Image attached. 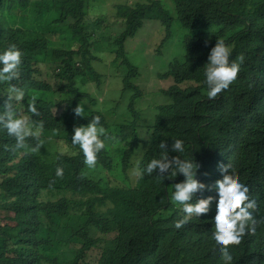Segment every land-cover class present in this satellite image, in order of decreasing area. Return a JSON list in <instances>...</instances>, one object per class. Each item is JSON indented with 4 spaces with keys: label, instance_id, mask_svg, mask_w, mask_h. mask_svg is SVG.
<instances>
[{
    "label": "trees",
    "instance_id": "1",
    "mask_svg": "<svg viewBox=\"0 0 264 264\" xmlns=\"http://www.w3.org/2000/svg\"><path fill=\"white\" fill-rule=\"evenodd\" d=\"M92 6L90 0H0V51L15 45L22 52L20 77L10 83L25 92L22 114L44 121L35 152L30 149L37 139L16 148L15 139L0 130V264H224L212 240L221 166L256 203L249 210L255 231L246 230L238 245L229 246L231 264H264V0L123 2L112 21L93 15ZM148 22L163 28L159 55L168 41L172 51L183 48L165 59L171 70L159 76L171 84L160 91L164 102L152 119L138 106L146 94L133 83L140 68L130 58ZM216 38L232 45L230 62L240 71L209 99L203 67ZM99 43L110 46L108 53ZM106 72L122 92L132 93L124 98L128 110L119 125L87 88L88 82L99 87ZM8 86L0 82V111ZM30 99L39 115L27 112ZM79 103L85 117L73 112ZM93 115L116 139L89 169L71 136ZM172 139L185 142V153L171 151ZM161 140L169 145V158L191 157L199 165L196 178L206 188L192 202L213 197L208 213L180 229L174 221L184 213L168 197L184 176L165 174L162 181L158 173H142L159 155Z\"/></svg>",
    "mask_w": 264,
    "mask_h": 264
},
{
    "label": "clouds",
    "instance_id": "2",
    "mask_svg": "<svg viewBox=\"0 0 264 264\" xmlns=\"http://www.w3.org/2000/svg\"><path fill=\"white\" fill-rule=\"evenodd\" d=\"M231 53L232 45L226 43L223 38H216L215 45L209 51L208 62L203 67L206 96L209 99L216 97L223 89L228 88L240 71V65L236 61L230 62ZM238 59L242 61L243 57ZM21 62L22 52L15 45L0 51V82H8L9 84L7 92L2 93L6 94L7 99L3 104V110L0 111V130L5 131L8 136L15 139L16 148H25L26 139L29 137L37 139V144L30 149V151L35 152L43 143L39 137L44 128V121H35L29 115L22 114L25 92L22 88L10 83L19 79ZM159 74L161 73L157 74V78L161 81H158L164 85V88L169 86L171 80L162 78ZM143 75L140 69V76L136 77L137 79L135 78L133 83L138 85V80ZM138 86L140 87V85ZM140 90L143 91L141 87ZM26 106L28 113L40 114L34 99H30ZM73 112L76 116L85 117V108L80 103L76 105ZM152 113L150 119L153 118L154 110ZM100 121L99 115H93L86 125L74 127L71 136V144L78 146L83 154V164L89 169L96 166L98 154L106 149L107 143L116 139L108 133ZM157 147L160 150L159 155L146 163L142 173L149 176L158 173L156 178L162 181L165 174L168 178H174L177 174L184 176L182 182L172 186L173 190L168 197L169 201L178 205L184 213L180 219L174 221V227L180 229L191 217H199L201 214L208 213L213 197L197 199L193 203L194 195L206 188V185L196 178L199 165L191 157L185 158L182 155H175L169 158L167 150L169 145L165 140H161ZM170 149L174 153L183 154L185 153V142L182 139H172ZM181 157L183 158L181 159ZM220 170L222 179L215 182L217 201L216 212L213 217L212 240L219 247L224 264H231L233 257L229 251V246L238 245L246 230L248 233L255 231L256 220L249 210L255 209L256 203L249 198L248 187L241 183L234 173L229 171L228 166H221ZM55 175L61 177L63 168L57 166Z\"/></svg>",
    "mask_w": 264,
    "mask_h": 264
},
{
    "label": "rangeland",
    "instance_id": "3",
    "mask_svg": "<svg viewBox=\"0 0 264 264\" xmlns=\"http://www.w3.org/2000/svg\"><path fill=\"white\" fill-rule=\"evenodd\" d=\"M90 1L91 4L94 6L95 12L93 13V15L105 14V20L112 21L113 16L116 13V5H119L123 2H129L131 4H134L143 0H105V4L102 3L100 0ZM98 4L104 5L106 10L102 11L103 8L100 7ZM92 7H90V9ZM164 38L165 34L163 28L158 23L148 22L143 28V31H141L138 37L134 39L135 42L133 43V45H131L132 51L130 58L133 59V61L135 62L137 61V64L141 69L142 74H144L139 78V83L137 84L140 85L142 90L145 92L146 98L141 101L139 100L138 106L141 108L142 111H144L148 115L149 118L152 115L155 105L164 102V99L160 94V90L164 88V85L159 82L161 80L157 78V74H168L171 69L168 65L169 61H166L165 59L169 56L179 55L180 51L182 53L183 50L182 46L178 45V47H176V49L172 51L170 49L171 47H173L172 43L171 41H168V44L166 45V51L159 55V47L160 44L163 42ZM139 42L147 44H139ZM145 45L147 46L145 47ZM136 46L137 48H135ZM97 47H103L101 49H104L105 53H108V48H110V46H104V44L102 43L97 44ZM97 53L99 54V51H97ZM109 57H112V55ZM146 58H148V62L146 61ZM101 61L106 60L102 59ZM109 61L110 60H107L104 65H108ZM106 73L107 74H104L105 77L102 78L99 87L96 83L88 82L87 88L89 90V93L94 98H98L99 103H103L105 106L104 107L101 104H98V108L105 112L106 117L114 125H119L122 120V115L126 114V111L128 110V104L125 103L124 98L130 97L132 93L127 95L125 92H122L123 85H119L117 83V79L111 76L110 72ZM133 107L135 108V103H133ZM109 109L111 110L107 112V110ZM0 217L2 218V216Z\"/></svg>",
    "mask_w": 264,
    "mask_h": 264
}]
</instances>
